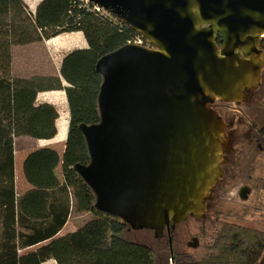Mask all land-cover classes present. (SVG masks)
Here are the masks:
<instances>
[{"label": "water", "instance_id": "water-1", "mask_svg": "<svg viewBox=\"0 0 264 264\" xmlns=\"http://www.w3.org/2000/svg\"><path fill=\"white\" fill-rule=\"evenodd\" d=\"M90 2L152 47L128 44L98 62L100 122L81 126L90 163L76 170L99 212L133 232L167 233L172 250L178 225L206 218L228 163L211 104L241 100L261 81L264 0Z\"/></svg>", "mask_w": 264, "mask_h": 264}, {"label": "trees", "instance_id": "trees-1", "mask_svg": "<svg viewBox=\"0 0 264 264\" xmlns=\"http://www.w3.org/2000/svg\"><path fill=\"white\" fill-rule=\"evenodd\" d=\"M92 8L79 0H42L33 13L24 0H0V264H156L151 246L132 238L135 232L121 220L96 209L93 190L76 170L90 163L80 128L100 122L103 77L97 64L140 36ZM73 32H82L88 47L66 54L59 76L14 75V47ZM48 91L66 92V148L63 156L52 148L31 152L23 165L31 188L18 195L15 140H52L58 134V108L38 101ZM73 205L92 217L63 235ZM192 264H264V234L226 224L208 244V254Z\"/></svg>", "mask_w": 264, "mask_h": 264}, {"label": "rangeland", "instance_id": "rangeland-1", "mask_svg": "<svg viewBox=\"0 0 264 264\" xmlns=\"http://www.w3.org/2000/svg\"><path fill=\"white\" fill-rule=\"evenodd\" d=\"M26 4L28 5L27 2ZM68 52L66 49L60 50L54 42L14 47V75L23 79H30L35 76H59L61 61ZM63 83L67 85L64 81ZM262 90L264 91V82ZM45 97L46 102L57 105L56 107L61 113L58 132L60 131V138H65L70 123L66 92L48 94L42 99ZM257 112L262 115L260 116V126H264V109ZM67 136L64 142H59V137L56 142L39 141L30 137H20L15 140V173L18 195L24 194L31 188L23 172V165L27 156L44 147L52 148L60 156H63ZM242 139H244L243 136ZM241 149L243 154L241 157L232 159L228 173L217 187L206 219L197 221L190 218L176 227L173 238V253H171L167 235L163 239H156L153 232L144 230L135 232L131 236L154 249L156 264H192L194 261L201 260L208 254V244L226 224L247 227L264 234V153L261 151L256 153V149L252 150L250 147H242ZM243 189L250 191L246 200L241 197ZM91 217L88 213L78 212L76 206L73 205L70 222L62 234L68 233L71 227L82 226ZM194 239H199L196 249L191 246L194 244Z\"/></svg>", "mask_w": 264, "mask_h": 264}, {"label": "flooded vegetation", "instance_id": "flooded-vegetation-1", "mask_svg": "<svg viewBox=\"0 0 264 264\" xmlns=\"http://www.w3.org/2000/svg\"><path fill=\"white\" fill-rule=\"evenodd\" d=\"M259 50L262 52L264 59V36L261 37ZM263 82L264 64L260 83L254 88L244 89L243 99L231 103L217 100L210 106L225 124V139L230 143V151L225 153L228 163L223 166L224 175L220 182L212 189L211 198L207 201V213L211 208L210 206L217 187L228 173V167L231 165L232 159L241 157L243 154L241 148L250 147L252 150L256 149V153L259 151L264 153V126H260V116L262 115L257 112L264 109ZM242 136L244 139H242ZM174 233L175 231L172 233V238L174 237ZM197 240L199 241V239ZM171 253H173V249Z\"/></svg>", "mask_w": 264, "mask_h": 264}, {"label": "crops", "instance_id": "crops-1", "mask_svg": "<svg viewBox=\"0 0 264 264\" xmlns=\"http://www.w3.org/2000/svg\"><path fill=\"white\" fill-rule=\"evenodd\" d=\"M25 1L28 3V6H29L30 10L33 13H35L36 9L38 7V4L42 0H37L35 2L33 0H25ZM50 42L56 43V45L58 46V48L60 50L66 49L69 52H71V51H73L75 49H85V48L88 47L87 41H86L85 36H84V34L82 32L65 33V34H61L58 37L52 38V39H50L48 41H44V43H47V44L50 43ZM68 53H66V54H68ZM61 63H62V61H61ZM58 92H60V91H48V92L40 93L39 96H38V101L39 102H46L47 99H46V97H45V99H42L43 96L48 95V94L58 93ZM47 103H51V102H47ZM51 104L55 105L54 103H51ZM59 121H60V119L57 120V128L59 127L58 126ZM67 134L68 133L66 132L65 133V138H60V136H59L60 135V131H59L57 136L54 139H52V140H39V141H47V142L53 141V142H56L58 140V137H59V140L66 139ZM75 230H77V227H71V229H70V231L68 233L74 232ZM47 263H55V264H57L54 260H51V261H49ZM47 263H45V264H47Z\"/></svg>", "mask_w": 264, "mask_h": 264}, {"label": "built area", "instance_id": "built-area-1", "mask_svg": "<svg viewBox=\"0 0 264 264\" xmlns=\"http://www.w3.org/2000/svg\"><path fill=\"white\" fill-rule=\"evenodd\" d=\"M81 2V4L83 5V7L86 8H90L92 5V11H95L97 13H103L106 12L104 9L98 7L97 5L93 4L90 2V0H79ZM128 44H135V45H139V46H144L147 48H151V45L148 41H146L143 37H137L134 38L133 40L129 41Z\"/></svg>", "mask_w": 264, "mask_h": 264}]
</instances>
